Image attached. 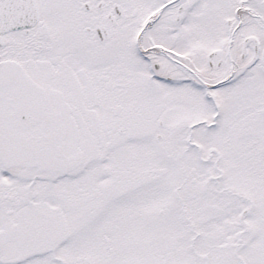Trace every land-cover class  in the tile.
Masks as SVG:
<instances>
[{
  "label": "snow or ice",
  "instance_id": "obj_1",
  "mask_svg": "<svg viewBox=\"0 0 264 264\" xmlns=\"http://www.w3.org/2000/svg\"><path fill=\"white\" fill-rule=\"evenodd\" d=\"M0 264H264V0H0Z\"/></svg>",
  "mask_w": 264,
  "mask_h": 264
}]
</instances>
